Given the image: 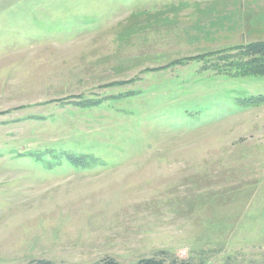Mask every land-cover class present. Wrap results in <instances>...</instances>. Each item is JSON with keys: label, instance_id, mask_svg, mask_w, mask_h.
Returning <instances> with one entry per match:
<instances>
[{"label": "rangeland", "instance_id": "1", "mask_svg": "<svg viewBox=\"0 0 264 264\" xmlns=\"http://www.w3.org/2000/svg\"><path fill=\"white\" fill-rule=\"evenodd\" d=\"M256 41L264 0H0V264H264Z\"/></svg>", "mask_w": 264, "mask_h": 264}, {"label": "trees", "instance_id": "2", "mask_svg": "<svg viewBox=\"0 0 264 264\" xmlns=\"http://www.w3.org/2000/svg\"><path fill=\"white\" fill-rule=\"evenodd\" d=\"M242 55L250 57V59L244 63L243 71L245 74H258L264 75V41H256L245 45L242 48ZM161 253V255H163ZM26 264H54L51 260L47 259H34L28 261ZM94 264H191L187 261L172 259L169 263L162 256L160 257H145L141 258L133 263H119L117 260L110 256H105Z\"/></svg>", "mask_w": 264, "mask_h": 264}]
</instances>
